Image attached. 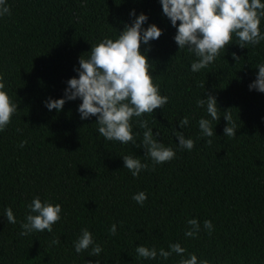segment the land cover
Masks as SVG:
<instances>
[{
    "label": "trees",
    "instance_id": "1",
    "mask_svg": "<svg viewBox=\"0 0 264 264\" xmlns=\"http://www.w3.org/2000/svg\"><path fill=\"white\" fill-rule=\"evenodd\" d=\"M8 4L10 14L0 17V75L18 109L0 131V264L96 260L88 250H74L83 227L102 248L100 264H177L175 253L167 260L136 257V244L167 250L170 242H179L185 256L195 253L212 264H264V92L248 87L256 64L264 61V41L246 47L230 42L208 67L192 72L195 57L178 49L176 29L159 0ZM130 9L147 14L145 27L154 22L162 29L156 40L140 48H149V71L168 101L162 109L134 118L146 120L154 133L159 128L156 138L175 148L174 158L154 166L137 146L140 135L137 145L99 137L95 116L79 118V98L66 100L59 112L43 103L64 94L66 81L78 75V58L88 55L91 44L114 38L131 23ZM207 94L216 98L221 115L213 121L216 134L211 138L200 136L197 125L207 113L196 99ZM226 109L229 126L236 127L231 137L223 134ZM183 116L189 117L184 134L194 140L190 151L175 146L173 127L182 131L178 119ZM133 130L142 132L136 126ZM124 154L139 155L149 167L133 177L123 168ZM141 190L147 196L142 205L131 198ZM36 195L60 203L61 219L51 232L22 236L26 204ZM6 206L16 223L2 215ZM193 216L201 230L186 237V219ZM204 219L212 222L210 233L202 227ZM113 223L115 234L108 231Z\"/></svg>",
    "mask_w": 264,
    "mask_h": 264
},
{
    "label": "clouds",
    "instance_id": "2",
    "mask_svg": "<svg viewBox=\"0 0 264 264\" xmlns=\"http://www.w3.org/2000/svg\"><path fill=\"white\" fill-rule=\"evenodd\" d=\"M159 3L163 14L176 29L173 40L178 49L186 48L195 57L190 62L192 72L208 67L222 49L225 52L226 45L230 42L246 47L264 41V30L261 28L264 20V0H159ZM8 14V0H0V17ZM129 16L134 17L131 23H125L123 30L114 38L105 36L99 39L97 43L91 44L86 57L81 55L78 58V67L74 66L78 75L66 81L64 94L59 98L49 97L43 103L49 111L55 109L59 112L66 100L79 98V118L84 120L95 116L99 137L106 141H119L121 144L131 142L137 145L136 136L140 135L141 140L137 146L145 149L143 156L154 166L174 158L175 148L156 138L160 134L159 128L154 133L153 126H149L146 120L134 118L153 113L156 108L162 109L168 101V96L160 93L159 84L154 82V76L149 71L152 68L147 57L149 48H140L141 44L148 46L150 41L156 40L162 29L154 22L145 27L147 14L142 11L136 13L135 9H130ZM256 67L258 71L255 79L248 87L249 90L254 88L264 92V61L258 62ZM196 105L207 113L197 121L199 135L211 138L215 133L213 121L217 122L221 116L218 115L216 98L212 94L204 97L200 95L196 99ZM17 109V102L10 96L4 78L0 75V131L10 123V118ZM223 117L227 121L223 128L224 136L236 135V127L229 126L232 118L227 109L223 111ZM178 124L182 131L173 127V136L178 138L175 146L190 151L194 140L190 136L186 137L183 131L189 124V117H181ZM134 126L142 129V132H134ZM207 142L211 143V140ZM23 144L21 141L19 146L23 147ZM121 157L123 168L128 169L133 177L149 167L147 162H142L139 155L124 154ZM131 198L142 205L147 196L141 190L133 193ZM26 208L28 211L20 224L22 236L34 231L51 232L53 224L61 219V204L47 199L42 201L39 195L33 196ZM2 215L8 223H16L10 206L3 209ZM186 225V237H193L201 230V223L194 216L186 219ZM202 227L209 233L213 229L212 222L208 219L203 220ZM116 230V223L108 228L111 234H115ZM73 247L76 253L88 250V255L97 257L96 260H87L86 264H100L102 248L87 227L80 229L79 235L73 241ZM185 251L179 242H170L167 250L142 243L135 246L138 259L167 260L175 253L180 257L177 264H212L205 259L198 260L195 253L185 256Z\"/></svg>",
    "mask_w": 264,
    "mask_h": 264
}]
</instances>
